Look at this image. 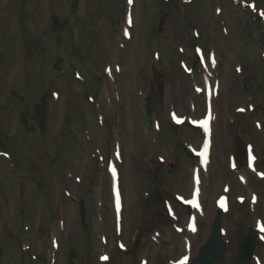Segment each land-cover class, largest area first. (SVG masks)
I'll return each mask as SVG.
<instances>
[{
    "label": "rangeland",
    "instance_id": "1",
    "mask_svg": "<svg viewBox=\"0 0 264 264\" xmlns=\"http://www.w3.org/2000/svg\"><path fill=\"white\" fill-rule=\"evenodd\" d=\"M235 1L241 6L232 0H0V150L7 152L0 155V264H138L141 257L147 264H191L212 222L198 224L193 235L176 231L195 208H179L173 191L188 195L192 187L194 161L180 139L200 138L188 126L208 109L197 87L208 82L213 89L211 190L219 194L232 174L235 148L227 134L253 135L254 157L264 160V0ZM254 125L263 128L260 135ZM155 139L167 161L150 159L146 166L141 156ZM117 151L125 152L121 209L108 169ZM253 186L260 205L255 201L242 220L237 204L251 196L235 184L224 220L229 250L217 264H238L234 256L249 226L261 234L252 264H264V182ZM157 188L176 215L146 232L139 210L144 194Z\"/></svg>",
    "mask_w": 264,
    "mask_h": 264
},
{
    "label": "water",
    "instance_id": "2",
    "mask_svg": "<svg viewBox=\"0 0 264 264\" xmlns=\"http://www.w3.org/2000/svg\"><path fill=\"white\" fill-rule=\"evenodd\" d=\"M155 78L159 81V72L155 70ZM246 208L242 207V213L245 216ZM167 216V210L165 202L159 192L151 196L147 201L143 214V226L149 228L159 223H162L164 218ZM259 234L254 230L250 229L248 235L239 244V254L235 259L240 264H251V258L254 253V249L257 243ZM227 246L223 240L222 235V212H219V217L213 226L211 237L207 244L200 250L199 257L194 260L193 264H215L216 259H223Z\"/></svg>",
    "mask_w": 264,
    "mask_h": 264
},
{
    "label": "bare ground",
    "instance_id": "3",
    "mask_svg": "<svg viewBox=\"0 0 264 264\" xmlns=\"http://www.w3.org/2000/svg\"><path fill=\"white\" fill-rule=\"evenodd\" d=\"M225 83H226V81H225ZM212 104H213V102H212ZM255 130H256V133L258 134L259 130L258 129H255ZM212 132H213V129H212ZM127 148L129 149L128 146H127ZM130 149H132V148H130ZM146 156H147V160L151 159V157H152L151 153L146 154ZM115 162H116V165L118 167L119 174L121 175V178H122V176H123V171H122L123 167L122 166L125 163V152H123V154H121L120 158L118 160H116ZM129 165H130V163L128 161V166ZM209 167H210V164L209 165L206 164V169L207 170L209 169ZM260 167H263V159H261V160L257 159V161L255 162V166L251 170L252 172H250L249 174H247V173H244V174L243 173H239V182H240V184L241 183H243L244 185L247 184V178H246L247 175L249 176V180H248L249 186H251V183L253 181L258 182V183L259 182H264V174L261 173L259 171V169H258ZM132 170L134 171V168H132ZM199 177H200V181L197 179L196 175L193 176V180H192L193 186L190 189L188 195H192V196L195 195V196L199 197L200 200L203 201L204 204L209 203V206H213L219 195L225 194V195H228L229 197L232 195V193H231L232 189H231V186H230L231 185V180L228 179V178H225L223 180V182H222L220 193L219 194L217 193L214 197L208 198V190L206 189V187L203 188V186L201 184V180H202V183H203V180L205 181V178L203 179L201 177V174H199ZM217 181L218 182L216 183L215 188L219 184L220 180L217 179ZM254 189H258V188L254 187V186H253V188L250 187L251 192H254L255 195H258V191L257 190L255 191ZM185 195L187 196V194H185ZM258 200H259V198H258ZM259 212H260V210H259ZM205 218H206L205 217V211H204V207H203V210L196 214V223L204 222ZM192 221H194V219H191L190 221H187L186 225L190 224ZM182 226H185L184 223H183ZM190 234L192 235L191 232H190Z\"/></svg>",
    "mask_w": 264,
    "mask_h": 264
},
{
    "label": "flooded vegetation",
    "instance_id": "4",
    "mask_svg": "<svg viewBox=\"0 0 264 264\" xmlns=\"http://www.w3.org/2000/svg\"><path fill=\"white\" fill-rule=\"evenodd\" d=\"M197 136L199 137V134H197ZM233 147L235 148V149H233V153L236 154L237 153V149H236V147L234 145H233ZM185 152L188 154L187 151H185ZM237 164H238L239 167H244L245 166V162L243 160H240V159H237Z\"/></svg>",
    "mask_w": 264,
    "mask_h": 264
},
{
    "label": "snow or ice",
    "instance_id": "5",
    "mask_svg": "<svg viewBox=\"0 0 264 264\" xmlns=\"http://www.w3.org/2000/svg\"><path fill=\"white\" fill-rule=\"evenodd\" d=\"M187 260V257H185V261ZM182 264H183V262H182Z\"/></svg>",
    "mask_w": 264,
    "mask_h": 264
}]
</instances>
